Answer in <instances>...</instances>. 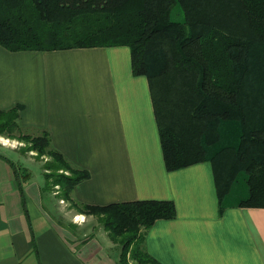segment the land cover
Instances as JSON below:
<instances>
[{
	"label": "crops",
	"instance_id": "0c3cea01",
	"mask_svg": "<svg viewBox=\"0 0 264 264\" xmlns=\"http://www.w3.org/2000/svg\"><path fill=\"white\" fill-rule=\"evenodd\" d=\"M15 105L22 130L48 131L51 147L89 172L70 192L74 202L173 201L175 216L144 232L146 252L160 263L264 264V207L230 203L219 212L209 161L166 169L148 81L133 74L127 46L9 51L0 45V110ZM7 159L26 174L30 227ZM19 163L20 156L0 149V264H118L120 246L97 216L59 195L71 216L55 218L53 207L64 206L32 185Z\"/></svg>",
	"mask_w": 264,
	"mask_h": 264
},
{
	"label": "trees",
	"instance_id": "16d2710c",
	"mask_svg": "<svg viewBox=\"0 0 264 264\" xmlns=\"http://www.w3.org/2000/svg\"><path fill=\"white\" fill-rule=\"evenodd\" d=\"M0 45L9 51L127 46L147 78L167 170L212 164L219 212L264 207V0H0ZM20 105L0 110V135L48 157L44 188L96 215L120 246L118 264H162L144 232L173 218L171 200L79 204L70 192L89 176L51 147L48 131L23 132ZM6 159V158H5ZM30 227L22 178L8 160Z\"/></svg>",
	"mask_w": 264,
	"mask_h": 264
},
{
	"label": "rangeland",
	"instance_id": "374dc122",
	"mask_svg": "<svg viewBox=\"0 0 264 264\" xmlns=\"http://www.w3.org/2000/svg\"><path fill=\"white\" fill-rule=\"evenodd\" d=\"M23 132H26L25 130H23ZM28 133V132H26ZM1 139L0 141L3 142L5 145H11L13 147H16L18 149H20L19 147L23 146V143L17 139H12V138H7L5 136L0 135ZM0 149L4 152H6L7 154H9L12 157H21V163L20 166L26 168V170L30 173L29 175V179L32 183V185L39 183L42 186L45 185V177L43 174V167H42V163L47 161L48 157L46 156H42V157H38L35 156V153L33 152V157L31 158L29 155H27V153H23L18 149H11L8 146H0ZM32 152V151H31ZM31 158V159H30ZM51 184L48 188H47V197H52L53 198V203H55V205H63L64 207L61 210H55V207H53L54 209H52V211H54L55 215L54 217L57 219H62V220H68L70 218V214L71 212L68 211V206L67 204L64 202H60L59 200V193H60V188L58 184H53L52 180H51ZM49 194V195H48ZM62 203V204H60ZM93 215V214H92ZM96 216V215H94Z\"/></svg>",
	"mask_w": 264,
	"mask_h": 264
}]
</instances>
